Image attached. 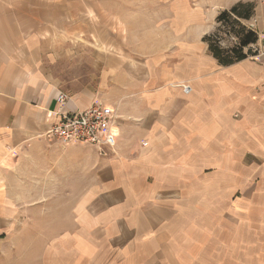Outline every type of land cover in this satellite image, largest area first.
I'll return each mask as SVG.
<instances>
[{"label": "crops", "instance_id": "crops-1", "mask_svg": "<svg viewBox=\"0 0 264 264\" xmlns=\"http://www.w3.org/2000/svg\"><path fill=\"white\" fill-rule=\"evenodd\" d=\"M25 13L0 10V230L10 227L11 166H50L51 171L52 166H86L97 184L95 202L117 207L113 215H99L82 229L94 235V246L73 245L67 264H73L75 253L82 264L90 256L99 257L96 264H237L234 246L247 241L235 239V231L241 228L246 235L250 225L264 226V178L259 195L232 197L249 174L248 169L235 173V166H264V66L250 57L218 64L202 41L207 30L200 17L170 26L163 12L155 19L152 10H120L114 15L113 55L99 56L105 65L113 63L114 75H129L130 81L114 85L121 129L116 155L100 156L93 147L46 140L51 125L66 113L86 109L93 96L88 90L65 93L60 104L56 94L61 90L40 75V67L27 65L26 52L16 51L13 59H25L21 63L11 61L9 44L27 42ZM67 14L60 25L63 34L95 36L89 20L84 24ZM184 85L189 92H183ZM122 106L134 109L121 111ZM139 129L146 148L137 136L128 141L129 131L138 134ZM106 185L119 195L107 198ZM57 186L51 179L50 193ZM65 193L71 195L68 189ZM219 202L225 203V218ZM250 203L258 211L253 221Z\"/></svg>", "mask_w": 264, "mask_h": 264}, {"label": "rangeland", "instance_id": "rangeland-1", "mask_svg": "<svg viewBox=\"0 0 264 264\" xmlns=\"http://www.w3.org/2000/svg\"><path fill=\"white\" fill-rule=\"evenodd\" d=\"M238 1L252 2L253 13L257 10L258 0H0V10H26L27 42L9 44L12 62L17 65L24 61L23 58L13 59L17 55V50L24 51L30 56L29 59L26 58L27 65L40 67V75L62 92L69 94L88 90L93 100L99 99L117 111V103H115L117 92L114 90V85L129 84V75L122 77L114 75L111 66L113 63L107 66L101 57L113 55L112 41L116 13H120V10H152L156 19V15L163 12L164 17L170 19V26L181 18L200 17L202 26L207 30L202 37L210 34L222 47L230 48L237 43V39L229 26L216 21V16ZM67 13H71L70 16L74 19L78 17L84 19V24L89 20L90 33L95 36L76 38L63 34L65 27L60 25H64L61 21L66 15L68 18ZM245 21L242 20L243 24ZM101 31V36L98 37L97 33ZM30 37L37 42L30 41L28 39ZM31 53L40 55L41 58H32ZM125 109L129 112L134 108L121 107V111ZM139 111L144 116L145 107L140 108ZM118 113H121L120 108ZM119 119L117 117V121ZM118 125L119 122L116 125L117 138L121 137V129ZM141 126L143 127V124ZM128 135L130 137L128 141L133 136H137L139 146L146 148L144 130L139 129L138 134L136 130L132 133L129 131ZM46 137V140L50 139L51 142H59L55 137L47 134ZM128 141H125V145H129ZM71 144L92 148L81 142ZM115 145L105 149L103 153H99L95 148L92 149L100 156L109 157L116 155ZM92 155L93 153L90 157ZM142 157L145 158L143 153ZM94 168L90 166L91 173ZM142 168L144 172L147 171V166ZM243 169L249 170V174L246 170L248 180L243 184L238 183L235 187L232 192L234 201L243 196L259 195L261 191L264 166H235V173L237 170L241 173ZM51 179L58 182V186L54 188L58 190L56 193H50ZM10 180L14 201L10 203L9 230H0V264H67L68 259L72 258L70 250L73 245L84 249L91 244L92 248L94 246V235L82 233V229L91 227L92 221L100 217L99 215L104 213L107 217L113 215L117 207L108 201L105 205L95 202L97 184H94L92 178L90 179L86 166H52V171L50 166H11ZM18 180L23 181L24 184L19 186ZM67 182L68 187L65 186ZM67 189L70 196L65 193ZM115 193L119 195V192L111 191V187L106 185L107 198L110 196L113 199ZM71 199L73 202L70 201ZM107 204H110L109 208ZM218 207L219 214L225 218V203L219 202ZM18 211L21 212L19 216ZM234 211L235 222L241 221V216L236 214V208ZM249 217L251 221L258 218L256 204H249ZM121 226L128 225L118 223L116 227ZM248 232L245 235V231L242 232L241 228L235 231V239L240 240L243 236L247 241L243 247L241 243L235 244L233 251L235 260L237 264H264V226L250 225ZM72 235L75 239H71ZM105 240L101 241L102 246H105ZM19 244L24 248L20 250ZM76 248L75 252H77ZM86 253L90 255L91 251ZM224 254V251H219V258H224ZM98 258L90 256L91 260L86 264H96ZM73 259V264H82L76 253Z\"/></svg>", "mask_w": 264, "mask_h": 264}, {"label": "built area", "instance_id": "built-area-1", "mask_svg": "<svg viewBox=\"0 0 264 264\" xmlns=\"http://www.w3.org/2000/svg\"><path fill=\"white\" fill-rule=\"evenodd\" d=\"M246 28L254 32L256 40L244 47L249 51L248 57L264 66V0H258L257 10L245 21ZM183 92L190 90L188 85L182 86ZM67 95L59 91L56 100L62 104ZM117 113L113 107L94 99L86 109L71 111L61 116L60 120L51 125L46 134L55 137L60 143H85L99 153L112 148L116 143Z\"/></svg>", "mask_w": 264, "mask_h": 264}, {"label": "trees", "instance_id": "trees-1", "mask_svg": "<svg viewBox=\"0 0 264 264\" xmlns=\"http://www.w3.org/2000/svg\"><path fill=\"white\" fill-rule=\"evenodd\" d=\"M254 5L252 2L238 1L228 9H224L216 16V21L230 27V31L237 39V43L230 48L222 47L213 40L212 35H204L202 41L208 45L210 54L218 64L227 66L248 57L249 51L245 52L244 47L255 42L254 32L248 30L242 20H247L253 14Z\"/></svg>", "mask_w": 264, "mask_h": 264}]
</instances>
